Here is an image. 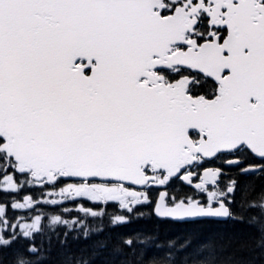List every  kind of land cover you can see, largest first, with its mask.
<instances>
[{
  "label": "snow or ice",
  "instance_id": "6c2138e0",
  "mask_svg": "<svg viewBox=\"0 0 264 264\" xmlns=\"http://www.w3.org/2000/svg\"><path fill=\"white\" fill-rule=\"evenodd\" d=\"M45 262L264 264V0H0V264Z\"/></svg>",
  "mask_w": 264,
  "mask_h": 264
},
{
  "label": "trees",
  "instance_id": "16d2710c",
  "mask_svg": "<svg viewBox=\"0 0 264 264\" xmlns=\"http://www.w3.org/2000/svg\"><path fill=\"white\" fill-rule=\"evenodd\" d=\"M140 227H143L146 231H149V232H153V233L156 232L155 222L150 219H144L140 221L137 220L136 222L134 221L132 224L127 225L123 229H113V231H126L128 229H134V228H140ZM225 230H231V229H228L227 226H225ZM184 234H185L184 231L180 227L171 228V229L166 230L165 226L161 225L159 228V242H162L166 245L168 240L178 241L183 237ZM44 239L45 241L47 240L46 237ZM52 243L53 245H55L56 240L53 239ZM45 247H47V243H45ZM54 252H55V249H54ZM45 264H48V262H45Z\"/></svg>",
  "mask_w": 264,
  "mask_h": 264
}]
</instances>
